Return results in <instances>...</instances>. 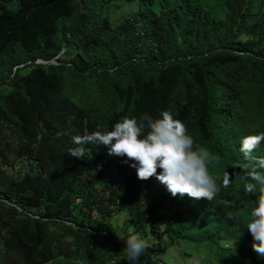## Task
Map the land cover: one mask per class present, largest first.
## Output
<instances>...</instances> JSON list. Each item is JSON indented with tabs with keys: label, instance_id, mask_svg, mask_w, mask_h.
Wrapping results in <instances>:
<instances>
[{
	"label": "trees",
	"instance_id": "1",
	"mask_svg": "<svg viewBox=\"0 0 264 264\" xmlns=\"http://www.w3.org/2000/svg\"><path fill=\"white\" fill-rule=\"evenodd\" d=\"M161 110L214 154L218 184L230 177L211 203L123 183L104 147L70 157L74 135ZM255 131L264 0H0V264H127L130 229L148 242L140 264H162L157 253L184 239L204 260L264 264L245 243L241 213L257 193L237 167L241 135ZM253 155L264 157V141Z\"/></svg>",
	"mask_w": 264,
	"mask_h": 264
},
{
	"label": "clouds",
	"instance_id": "2",
	"mask_svg": "<svg viewBox=\"0 0 264 264\" xmlns=\"http://www.w3.org/2000/svg\"><path fill=\"white\" fill-rule=\"evenodd\" d=\"M262 141L264 132L241 135L239 153L243 160L237 163V167L245 173V192L257 193L250 211L241 213L248 217L245 222V243L254 256L264 261V157L253 155ZM72 142L75 147L68 150L70 157L84 158L89 151L86 148L88 145L104 147L110 157H118V160L120 157L126 158L124 162L135 169L138 180L156 186L172 201L211 203L219 193V184H229L230 177L227 174L220 177L218 184V178L209 169L215 159L214 154L194 140L181 117L173 116L167 110H161L158 118L147 113L139 120L122 117L111 131L97 129L74 135ZM124 242L127 264H140L148 247L146 239L133 231ZM171 245L177 247V253L185 260V264H225L217 259L197 257V253H205L199 244L190 243L196 251L188 252L186 257L180 247L174 243ZM159 257V262L167 264Z\"/></svg>",
	"mask_w": 264,
	"mask_h": 264
},
{
	"label": "rangeland",
	"instance_id": "3",
	"mask_svg": "<svg viewBox=\"0 0 264 264\" xmlns=\"http://www.w3.org/2000/svg\"><path fill=\"white\" fill-rule=\"evenodd\" d=\"M200 2L206 7L208 8L210 5H212L213 3L216 2V0H200ZM118 15V14H117ZM111 17H112V20H113V15L111 14ZM61 57H68L67 55H64V54H60ZM50 61H53V62H56L57 60L54 59V57L50 58ZM82 94H85L84 92L80 91ZM126 158L124 157H120V161L123 162V166H122V171H121V174H122V178L123 176H126L125 180L123 183L127 182L128 180H135L137 179L136 177V173H135V169L130 167L128 163H125L124 160ZM12 170L15 171L16 169H19L21 170V168L18 166L17 167V164L15 165H12L11 166ZM122 183V184H123ZM163 212L166 214L167 211L166 210H163ZM124 212L120 213L119 215L115 216L113 219H112V223L114 224L115 227H124L126 221L124 220ZM128 223H130V225H132V222L129 220H127ZM162 220L160 221V224L162 225ZM129 231H135V232H138L137 229L135 230H129ZM183 241V243H179L181 244V246L183 247V251L186 253L184 255V257H186L188 254V252H195L196 251V248L193 247V246H190V243H192L190 240H180L179 242ZM170 250H165L163 251V253H157V255H159L160 257V260H165V262L167 264H185V260L180 256V254L177 253V247H172V245L169 246Z\"/></svg>",
	"mask_w": 264,
	"mask_h": 264
},
{
	"label": "water",
	"instance_id": "4",
	"mask_svg": "<svg viewBox=\"0 0 264 264\" xmlns=\"http://www.w3.org/2000/svg\"><path fill=\"white\" fill-rule=\"evenodd\" d=\"M39 60H41V59H39Z\"/></svg>",
	"mask_w": 264,
	"mask_h": 264
}]
</instances>
